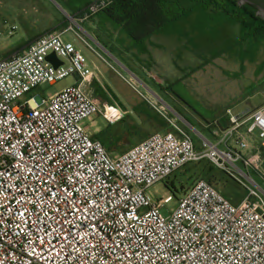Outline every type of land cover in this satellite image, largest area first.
I'll return each instance as SVG.
<instances>
[{"label": "built area", "instance_id": "built-area-1", "mask_svg": "<svg viewBox=\"0 0 264 264\" xmlns=\"http://www.w3.org/2000/svg\"><path fill=\"white\" fill-rule=\"evenodd\" d=\"M108 5L94 2L77 23ZM69 32L95 51L70 27L0 61V264H264V195L238 166L259 172L264 165V102L240 114L228 109L229 127L216 128V142L201 136L200 150L151 104L172 129L112 157L83 123L101 115L115 125L124 113L86 91L92 70L65 40ZM52 53L63 65L47 60ZM74 75L80 84L48 99L30 95ZM248 136L259 140L252 155L245 154ZM203 160L237 179L247 195L231 201L200 179L175 208H168L173 196L154 200L151 188Z\"/></svg>", "mask_w": 264, "mask_h": 264}, {"label": "rangeland", "instance_id": "rangeland-1", "mask_svg": "<svg viewBox=\"0 0 264 264\" xmlns=\"http://www.w3.org/2000/svg\"><path fill=\"white\" fill-rule=\"evenodd\" d=\"M75 1L84 2L85 0ZM77 4L80 5V3ZM53 13L62 17L70 15L64 0H0V59L29 40V35L39 34L45 27L46 18L54 17ZM93 19V23L99 25L102 31L114 36H126L123 29L111 20L101 15L95 16ZM88 24L87 21V24H82L81 27L75 25V29L87 39L89 37L84 31H89ZM190 24L192 26L196 24V21L191 20L188 25L172 24L168 27L169 31L178 36H157V40L162 41L161 44L167 48V51L157 50L155 57H161V55L165 57L166 54L167 63L163 65L164 60H162L160 67H155L146 80L151 88L154 87L155 82L166 85L171 97L166 98L159 92L158 96L168 103L169 107L164 103L163 105L176 123L191 131L196 147L200 150L202 138L195 130L207 139L216 142L212 136L214 129L216 130L215 118L221 117L228 108H234L237 105L239 106L237 109H239L264 102V40L258 43L240 42L239 26L223 30V37L219 40L196 35L180 38L179 36L183 34L184 30L185 32L190 30ZM14 26L17 29L12 31ZM201 27L199 23L193 29L198 31ZM11 32L13 33L11 34ZM64 38L67 41H72L94 63H98L96 57L86 49L82 42L75 39L73 32L66 34ZM229 39L232 41H226ZM106 55L108 56V54ZM108 57L113 61L117 70L109 69L103 65V69L109 70L107 75L105 74V80L112 90L111 94H116L126 107L133 109V106L128 105H132L131 103L138 105L142 101L138 95L139 92L150 95L151 91L149 92L145 87L149 86L143 80V82H139L140 80L124 68L119 61L120 58L115 57L119 61L117 62L112 57ZM69 81L70 79L60 81L55 85L45 84L30 95H39L48 99L66 86ZM132 117H136L135 112H132ZM206 121L210 122L207 129L200 124L203 122L205 126H208ZM132 122L131 118L127 120L129 125ZM83 124L91 136L109 128V124L101 115H94ZM122 151L125 150H119L112 157L120 155ZM190 166L196 167V165ZM207 167L197 166L200 168L199 170ZM215 168L216 175L213 184L218 189H223L226 196L238 201L247 195L246 189L239 184L237 179L231 177L225 170L217 166ZM239 168L249 173L256 182L251 181V185L264 195V166L261 167L260 173L256 170L247 171L241 165ZM187 172L184 168L174 175L176 177L172 176L167 182L159 183L151 188L150 193L154 200L162 202L168 196H173V201L168 205V208H175L178 199L183 197L197 180L205 178L194 175L195 171ZM225 179H230V183L223 188ZM171 183H174V186ZM182 185L185 186L183 191H181ZM176 189L177 193H175ZM163 213L168 214L167 210H163Z\"/></svg>", "mask_w": 264, "mask_h": 264}, {"label": "crops", "instance_id": "crops-1", "mask_svg": "<svg viewBox=\"0 0 264 264\" xmlns=\"http://www.w3.org/2000/svg\"><path fill=\"white\" fill-rule=\"evenodd\" d=\"M96 1L98 0H91V1L85 0L84 2L75 1L74 3L77 6V8L75 9L80 10L79 9L80 7H78L79 4L77 3H80V6H82L85 3L91 4ZM82 10L78 11L77 13L81 12ZM53 14H54V17L52 16L51 18L49 17L46 18L45 21L47 22L46 24H44L45 25L44 29L37 35H29L30 39L26 40L23 44H30V43L32 44L35 41H37L39 38L47 35L49 32H62L70 27H73L75 29V25L79 27H81L80 25H82V24H64V22L62 21V16H57L55 13ZM93 21L94 19L88 21L89 24L87 26H88L89 31L88 32L86 30L84 31L90 40L85 38L76 29L75 30L88 41L90 46L95 51L91 50L83 41H81L75 35V33H73L75 39L82 42V44L86 47V49L89 50L96 57L98 61V63L96 64L93 62V60H91V58H88L86 56L88 60V65L90 69L92 70L93 76L89 83L84 84V87L86 91L94 99L104 104L116 106L124 113V119L121 122L115 125H112V126L109 124V127H110L109 130L111 132L116 133V135L114 136L112 140L114 147L119 148V150H125V151H122V153H120V154H124L132 147L147 140L153 134L165 133L172 129L170 124L167 122V120L163 118L161 114L151 105L153 104L157 108L166 112L168 116H170L174 120V118L170 115L168 109L165 107V105L169 107L168 103H166L164 100H162L160 96H158V92H159L164 97L170 98L171 94L169 90L166 88V85H163L159 82H155L156 85L153 84L154 85L153 88H151L149 84L147 83V80H148L147 76L148 75L150 76L151 71H153L155 67L159 68L162 63V60H164L163 65L167 63V59H165L167 55L163 54L165 57H162V55L161 57L158 56L159 57L158 59V57L157 58L155 57L156 51L158 50L161 52H166L167 48L161 44L162 41L157 40L158 39L157 36H161V35H154L143 41H137L136 39L132 38L129 35H126V36L110 35L104 30L102 31V28L99 27V25H97L96 23H93ZM83 24H87V22ZM100 32H104V33H100ZM69 33H72V32H69ZM166 36H170V35H166ZM180 38H183V37H180ZM77 49L82 52L81 49L79 48ZM20 50L21 49H19V47L15 48L14 50L6 54L2 59H0V61L14 56ZM103 51L106 54H108V56L112 57L113 59H115V57L120 58L119 61H121V65L124 68H126L135 78L140 80L139 82L145 81L148 84L149 87L147 86L145 87L146 89L148 88L147 90L149 92L151 91L150 92L151 94L150 95L143 94L138 91L139 92L138 95L142 101L139 102L138 105L136 104L134 105L133 103H131L132 105H128L130 107L133 106V109L132 107L130 109L126 107V105L122 103V101L120 100V98L117 97L116 94H111L112 90L108 87L107 81L105 80L106 78L105 74L107 75L109 70H107L106 68L103 69V65L107 66L109 69H114L115 65L113 64V61ZM119 61L117 60V62ZM99 65L102 67H100ZM111 66H113L114 68ZM67 79H70V81L66 84V86H64L62 89H60L57 92H60L67 87L81 83V78L79 75H74ZM36 96H39V95H36ZM163 103L165 105H163ZM258 103L260 104L256 103L255 105H249L247 107L244 106L239 109H237L239 107L237 105L234 108H228V109H231L236 114H240L248 109L258 108L262 106L263 104L261 102H258ZM132 112H135L136 117H132ZM129 118H131L133 121L130 125L127 124V120ZM206 123H208V126H205L203 122H200L201 126H203L205 129L209 128L210 126V122L206 121ZM221 123L223 124L224 128H220V126L217 125L216 128L218 132H222L223 130L228 128L230 125L229 119L226 116V113H224L221 117L215 118L214 120V124H221ZM103 131L105 130H102L100 132H103ZM95 135L91 136L92 139ZM248 141L250 143V150L246 151L245 154L252 155L256 153L259 149V140L256 136H248ZM260 153L264 160V152L260 151ZM240 165L243 166L242 163L238 164V166Z\"/></svg>", "mask_w": 264, "mask_h": 264}, {"label": "trees", "instance_id": "trees-1", "mask_svg": "<svg viewBox=\"0 0 264 264\" xmlns=\"http://www.w3.org/2000/svg\"><path fill=\"white\" fill-rule=\"evenodd\" d=\"M106 1L109 2L108 7L99 13L98 16L101 15L111 20L113 23L121 27L126 35L131 36L137 41H143L154 35H176V33L174 34L169 31L168 27L172 24L188 25L189 22L191 23V20L196 21V24H193L192 26L190 24V30L187 32L184 30L183 34H180L179 37H191L192 35H196L199 37L203 36V38L209 37L212 40H219L223 37V30L239 26L240 42L251 41L258 43L259 41L264 40V20L257 15V10L255 8L250 5H240L239 0ZM199 23L202 27L198 31H194L193 28ZM226 41L229 42L232 40L229 39ZM26 45L27 44L21 45L19 49H22ZM218 126L224 128L222 123L218 124ZM109 128L95 135L93 140L102 142L109 153L113 155L119 151V148L114 147L112 140L116 133L111 132ZM183 128L190 133L195 143L191 131L185 127ZM190 165H196V167H191ZM190 165L184 167L188 171L187 173L195 171L194 175L205 177L203 179L215 186L213 184L216 175L215 165L208 160H203L199 163ZM199 165L208 167L199 170L200 168H197ZM229 183L230 179H225L223 188ZM171 185L174 186V183H171ZM215 188L218 189L216 186ZM184 189L185 186L182 185L181 191ZM218 190L226 198L230 199L222 191L223 189ZM177 192L178 190L176 189L175 193ZM230 200L234 201L232 199Z\"/></svg>", "mask_w": 264, "mask_h": 264}, {"label": "water", "instance_id": "water-1", "mask_svg": "<svg viewBox=\"0 0 264 264\" xmlns=\"http://www.w3.org/2000/svg\"><path fill=\"white\" fill-rule=\"evenodd\" d=\"M94 4V2L92 3ZM91 4V5H92ZM239 4L240 5H250L252 6L253 8H255L257 10V15L259 17H261L263 20H264V0H239ZM83 11L77 13L76 15L74 16H71L72 18H74L75 16H78L80 14H82ZM76 24H78L76 22ZM51 33V32H49ZM48 33V34H49ZM31 44V43H30ZM30 44H27L25 47H23L18 53L24 51L26 48H28L30 46ZM47 60L52 63L55 67H59L61 65H63V61L60 60L57 55L55 53H52L50 54L48 57H47ZM200 136H203L201 133H199L197 130H195Z\"/></svg>", "mask_w": 264, "mask_h": 264}, {"label": "flooded vegetation", "instance_id": "flooded-vegetation-1", "mask_svg": "<svg viewBox=\"0 0 264 264\" xmlns=\"http://www.w3.org/2000/svg\"><path fill=\"white\" fill-rule=\"evenodd\" d=\"M66 2V5H67V9L69 10L70 12V15H68L67 17H62V21L64 22V24H76V22H78V19L80 17H82L89 9V7L91 6V4H87L85 3L84 5L82 6H78L80 7L79 9L82 10V14L78 15V16H75L74 18H72L71 16H74L78 11L80 10H77L75 8H77L76 4L74 3L75 0H64Z\"/></svg>", "mask_w": 264, "mask_h": 264}]
</instances>
